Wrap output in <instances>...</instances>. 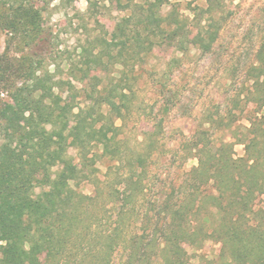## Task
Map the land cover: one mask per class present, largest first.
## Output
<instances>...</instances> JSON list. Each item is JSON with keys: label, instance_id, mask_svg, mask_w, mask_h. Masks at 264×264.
I'll return each instance as SVG.
<instances>
[{"label": "trees", "instance_id": "1", "mask_svg": "<svg viewBox=\"0 0 264 264\" xmlns=\"http://www.w3.org/2000/svg\"><path fill=\"white\" fill-rule=\"evenodd\" d=\"M8 1L0 2V30L33 48L44 32L37 1ZM98 1L87 0L90 6ZM170 1L116 0L125 15L111 33L101 32L82 47V66L72 68L67 83L55 81L42 58L24 54L16 64L8 58L10 47L0 58V86L12 85L11 101L0 107V264H158L159 259L188 264L186 246L199 250L207 240L221 244L217 258L202 257L208 264H264V207L255 204L264 194V115L242 132V158L235 159L234 145L218 140L205 125L184 142L186 158H196L198 165L187 173L178 205L174 190H163L160 197L167 195L159 202L153 200L154 187L147 185L156 137H146L139 145L143 152L134 158L121 148L125 117L137 94L134 62L155 48L178 49L192 28L199 34L197 47L210 52L221 31L215 6L233 0H201L208 7L190 9L191 25L175 10L165 11ZM205 13L210 17L203 23ZM103 75L107 79L98 81ZM250 79L264 108L262 52ZM73 80L83 86L84 112L75 113L59 93L65 84L74 90ZM114 116L123 125L117 126ZM70 147L82 170L93 176L94 196L80 190ZM94 147H102L103 155L120 165L114 179H99ZM140 202L148 210L136 219L143 233L134 236L130 220ZM96 205L112 215L92 218L89 212ZM212 215L217 223L210 229Z\"/></svg>", "mask_w": 264, "mask_h": 264}, {"label": "rangeland", "instance_id": "2", "mask_svg": "<svg viewBox=\"0 0 264 264\" xmlns=\"http://www.w3.org/2000/svg\"><path fill=\"white\" fill-rule=\"evenodd\" d=\"M36 1L44 30L43 39L33 48H24L22 39H13L8 31L0 30V58L8 53V47L11 50L8 58L16 64L24 54H31L35 59L42 58L44 70L49 71L55 81L64 80L65 83L72 78V68L82 66V47L101 32L111 33L125 15L116 0L106 3L95 0L98 2L92 6L87 0ZM0 2L8 4L9 1ZM195 7L207 9L208 4L201 0H171L165 11L175 10L185 20L189 19L186 21L191 25L194 15L190 9ZM215 8L214 17L217 14L215 20L221 21V31L210 52L200 50L195 44L199 34L194 24L195 29L192 28L191 34L185 36L183 46L178 49L173 46L155 48L149 55L134 62L137 72L131 78L132 81L133 78L138 79L137 94L131 113L125 117L126 126L120 136L121 148L128 157L134 158V155L143 152L139 145L146 137L153 135L157 138L154 144L157 150L149 159L151 177L147 179V185L154 187V201L161 202L162 197L174 190L178 196L175 203H180V189L187 179V173L198 165L196 158H186L183 145L198 128L203 125L211 127L218 140L234 145L233 157L239 159L245 156V145L240 141L242 132H246L256 117L264 115V108L257 102L259 93L254 80L250 79V72L258 64L260 53L264 54V0L220 1ZM203 17L205 23L210 14L205 13ZM103 78L107 79L103 75L98 81L102 82ZM72 83L76 87L74 90H68L65 84V91L59 93L75 113L84 112L87 102L83 86L75 80ZM11 87L0 86V107L11 101ZM95 111L98 113L99 109ZM107 122L110 123L109 120ZM114 122L117 126L123 125V121L115 116ZM3 141L0 130V144ZM93 151L99 179H114L120 165H114L105 157L102 147H94ZM69 155L74 167L79 170L82 182L80 190L85 195L94 196L93 176L82 170L74 148H69ZM110 167L113 171H110ZM58 170V167L54 168L52 173ZM44 184L42 181L38 185L37 193L42 191ZM163 190L167 194L160 197ZM210 193L214 191L210 189ZM255 204L257 208L264 207V194ZM147 210L144 202L138 204L136 213L131 216L130 234L137 236L143 233V227L136 219ZM89 213L94 219L103 218L104 213L107 218L112 215L104 212L101 205L91 208ZM211 218L212 222L207 225L210 229L217 223L214 215ZM98 220L102 223L107 221ZM186 248L188 264H208L202 261V257L212 260L221 252V244L213 240L205 241L199 250ZM158 264H163L162 259L158 260Z\"/></svg>", "mask_w": 264, "mask_h": 264}]
</instances>
